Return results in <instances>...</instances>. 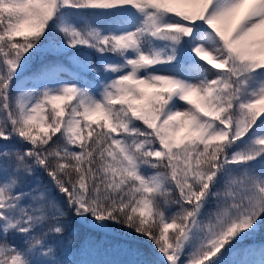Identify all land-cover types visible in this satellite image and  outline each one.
<instances>
[{
	"label": "snow or ice",
	"instance_id": "obj_1",
	"mask_svg": "<svg viewBox=\"0 0 264 264\" xmlns=\"http://www.w3.org/2000/svg\"><path fill=\"white\" fill-rule=\"evenodd\" d=\"M76 222L264 264V0H0V264H98Z\"/></svg>",
	"mask_w": 264,
	"mask_h": 264
},
{
	"label": "trees",
	"instance_id": "obj_2",
	"mask_svg": "<svg viewBox=\"0 0 264 264\" xmlns=\"http://www.w3.org/2000/svg\"><path fill=\"white\" fill-rule=\"evenodd\" d=\"M73 227L76 230V235L74 236V245L76 247L84 246L89 247L88 245L91 243L94 246L89 247L90 249L95 250H104L105 257L102 255L98 261L100 264H106V262H113V261H128L136 259L135 257L131 255H127L124 252L120 251L115 247V239L114 237L119 236V233L115 232L113 229H110L112 231H109L112 233L110 236H105L104 233L99 232H92L88 228L84 227L81 223L76 222L74 223ZM256 242L259 243L261 241H264V231L259 233L256 236ZM245 243H252V241H245ZM151 242L149 241L145 246L144 250L146 253L145 258L147 259H155V255L153 254V250L150 247ZM79 249V248H78Z\"/></svg>",
	"mask_w": 264,
	"mask_h": 264
},
{
	"label": "rangeland",
	"instance_id": "obj_3",
	"mask_svg": "<svg viewBox=\"0 0 264 264\" xmlns=\"http://www.w3.org/2000/svg\"><path fill=\"white\" fill-rule=\"evenodd\" d=\"M107 231H112L110 229H108ZM74 249H78V248H81L80 247H76V246H73ZM106 256L105 253H104V250H95V249H90L89 247H84L83 246V250L79 253V257L78 258H81V259H84V260H91V261H95V262H98V259L101 257V256ZM116 261V260H115ZM113 261V262H115ZM112 262V261H111Z\"/></svg>",
	"mask_w": 264,
	"mask_h": 264
}]
</instances>
